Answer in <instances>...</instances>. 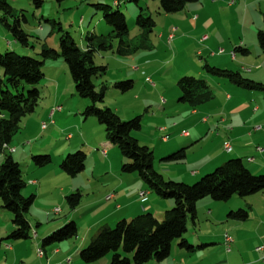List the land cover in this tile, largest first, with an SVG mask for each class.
<instances>
[{
    "label": "crops",
    "instance_id": "0c3cea01",
    "mask_svg": "<svg viewBox=\"0 0 264 264\" xmlns=\"http://www.w3.org/2000/svg\"><path fill=\"white\" fill-rule=\"evenodd\" d=\"M237 2L235 0H200L197 3L189 4L180 13L164 15L165 20L162 29L158 35L155 33L160 43L170 47L171 60L184 55L183 64L188 65L192 59L191 56H193V63L196 62L194 56L200 59L196 63V70L185 72L192 74L199 80L204 78L203 80L213 92V99L210 102L194 109L187 104L179 103V99L175 101L173 94L169 92L167 93H169L170 101L163 95L158 98V86L155 85L153 94L158 99V111L149 119L159 121L156 124L162 127L157 130L158 133H169V135H173V138L165 141L163 137L162 145L155 147L148 141H143L141 131L133 134V136L141 145L153 149L154 168L164 176L165 180L190 183L212 173L231 159H241L247 163L246 167L253 174L264 172V94L238 87L229 79L217 77L205 70V67L209 66L237 72L246 79L264 84V51L257 41L258 33L264 30V11L259 8L261 15L259 23L252 21L248 25L244 18L247 17L250 8L249 0H238ZM233 14L237 18L234 25H229L225 20L219 21V17ZM242 17L244 18L241 19ZM231 26L234 28L232 29ZM204 37H207V40L203 41ZM154 48L153 44L152 49ZM220 49L224 50L223 54H218ZM233 52L236 55L235 60L231 56ZM237 53L242 58H238ZM136 59L133 58V61ZM55 63L56 66L55 68L51 66L48 77L45 73V82L49 81V84L43 86L45 89L47 87L45 92H47L48 104L41 103L36 112L32 114L37 113L38 115L39 113V116L33 120V124L42 132L48 131L49 127H54L56 130L57 127L55 126L60 120H68L73 114H82L90 104L86 99V102H79L75 98L76 90L71 84L73 82L66 66L61 62V64ZM203 64L205 65L203 66ZM57 65H60L65 75L64 82H61ZM247 66H252V69L248 71ZM131 70L136 71V73L139 72V68H131ZM148 71L150 70H147L146 75L149 74ZM162 73L161 69H152L150 72L156 76H160ZM145 82L150 84L152 80L146 77ZM43 94L44 89L41 92V98H43ZM163 97L167 100L166 103L161 101ZM57 106L61 107L62 110L56 111ZM111 110L119 114L117 109L111 108ZM86 120L88 121V118ZM31 122L32 118L27 121L24 128L30 127ZM83 123L80 125L78 122V127L80 126L79 129L82 132L80 137L71 136L69 140L68 152L70 153L84 150L87 146L85 144H90V141H87L86 121ZM90 123L92 130L96 129L95 135L100 133L102 138L100 141L96 140L93 145L98 148L99 154L95 156L97 164L92 175H89L87 181L82 184L79 177L87 173V166L75 178L67 176L62 170L54 172L55 177L66 175L70 179L66 180L67 187H61L59 194L57 193L60 198L66 199L68 195L76 191L82 194L81 204L75 214L61 220H52L51 217L58 216L61 210L58 215L54 214V211L48 212L46 217L49 222H46L43 209H40L38 213L34 211L32 214L30 212L28 214V220L33 231L37 234V242L49 237L71 221L76 222L78 235L67 243L61 244L59 248H54L47 253L45 250V257L39 258L34 264H47L48 261L50 264H66L68 260L70 264H86L80 259V252L91 244L102 228H114L119 221H131L146 213H151L159 221H162L165 213L175 205L172 199H163L152 193L136 174H123L122 166L126 160L119 156L118 152L103 138L104 132L100 130L99 124H96L97 122L94 120ZM43 124H47L46 130L42 129ZM257 128L260 129L257 130ZM184 131H188L189 135L183 136ZM153 133L155 132L149 129L148 135L150 137ZM210 141L213 142L214 146L205 155L203 151L207 150V142ZM226 142H229L233 147L230 154L224 152L223 147ZM183 148L187 150L186 160L188 162L182 168H178L168 162L167 157ZM258 148H261L262 152L257 151ZM18 150L19 148L16 149L14 156H17ZM28 150L24 148L20 157L13 158L20 163L21 167L22 164H26L25 174L23 172L26 181V189L24 190L27 193L26 196L34 195L36 197L35 202L38 203L41 196L45 195L49 198L52 195L53 185L43 177L49 172H40L31 165V158L34 154L27 155ZM156 156L160 159L158 162ZM63 158L64 155L62 154L58 161L61 163ZM24 159L26 160L25 163L23 162ZM142 191L149 193L148 201L145 203H142L139 197V193ZM110 195H113V199L107 201L106 199ZM255 196L262 201H260L261 204L257 210L254 209L256 198L251 201L244 200L246 205L240 200H234L236 196L229 200L234 202H216L210 198L200 200L197 203L196 223L190 224L184 238L192 246L195 242L199 244L197 250L202 251L200 252L201 256L189 258L188 252L181 249L178 243L176 249L172 246L171 256L166 261H151L148 264H264V250L256 251L257 248L264 247V192ZM215 203L225 204L220 206ZM246 207H249L250 210L247 222L242 223L228 218L230 212ZM206 222H222V228L226 230L222 235L215 237L211 233L207 236L200 235L197 237V241H193L192 238H196L193 234L200 230L202 223ZM191 230L194 232L192 235L188 234ZM225 234H229L234 240V252L231 255L226 253L224 247ZM218 244L223 249L217 247ZM56 250L58 253H55ZM10 251L15 252L16 245H12ZM110 263L111 256L92 264Z\"/></svg>",
    "mask_w": 264,
    "mask_h": 264
},
{
    "label": "trees",
    "instance_id": "16d2710c",
    "mask_svg": "<svg viewBox=\"0 0 264 264\" xmlns=\"http://www.w3.org/2000/svg\"><path fill=\"white\" fill-rule=\"evenodd\" d=\"M40 8L44 0H32ZM63 1V0H59ZM160 12L172 15L182 12L187 5L200 0H158ZM120 4L117 3L116 7ZM104 13V21L111 29L107 34L92 33L87 37L86 48L79 47L70 35L60 38L59 49L44 47L40 59L21 56L14 51L0 53V152L4 161L0 166V200L2 208L13 215V231L7 240L27 241L31 239L33 228L27 215L35 203L34 195L25 196L26 181L20 163L7 152L8 146L22 129L23 120L32 115L39 106L41 98L40 85L45 80L44 66L58 59H63L68 67L70 77L77 95L89 101L82 115L94 118L105 127L107 139L117 146L125 158L122 173L136 174L147 188L158 197L172 199L175 203L159 221L153 214L146 213L131 221H119L114 228L104 227L98 236L80 252V259L86 264L96 263L111 255L110 264H148L151 261L163 262L171 256L175 241L181 249L193 253L195 248L184 238L190 224L197 220V203L205 198L216 202H228L234 196L249 198L264 192V173L254 175L241 159H231L221 167L202 177L194 185L165 180L164 176L154 168V154L148 147H143L133 136V132L141 130V117L122 121L109 108H100L106 97L107 88L99 91L95 80L107 73L106 66L96 64V55L106 52L120 57L134 55L141 50H150L151 35L156 28L152 17L143 12L136 18V25L141 30V43L134 46L129 40L127 19L121 11H113L111 7L97 5ZM0 12L14 18L13 9L6 0H0ZM6 26L16 43L28 45L29 36L15 18L14 23L6 21ZM118 41L117 48L114 41ZM260 48L264 51V30L257 35ZM239 50L241 48H238ZM205 70L220 78H227L236 86L247 90H255L264 94V84L244 78L240 73L220 70L209 66ZM115 89L126 93L133 89V81L118 82ZM180 90L179 103L191 108L201 107L213 99V92L204 80L193 76L178 80ZM187 157L185 148L169 155L168 161L179 162ZM35 168H44L52 163L50 155L32 156ZM87 155L82 151L69 153L62 161L60 169L67 176L75 178L85 170ZM82 200V194L76 191L66 197L71 209H76ZM228 218L233 221L247 222L249 212L244 209L232 211ZM78 235L76 222L71 221L56 230L43 240V247L69 241ZM3 241L0 240V249ZM132 255V259L128 256Z\"/></svg>",
    "mask_w": 264,
    "mask_h": 264
},
{
    "label": "rangeland",
    "instance_id": "374dc122",
    "mask_svg": "<svg viewBox=\"0 0 264 264\" xmlns=\"http://www.w3.org/2000/svg\"><path fill=\"white\" fill-rule=\"evenodd\" d=\"M6 1L14 11V18L5 15L3 12H0V53H6L10 50L18 53L21 56H27L35 59H40V53L45 46L51 49L58 50L60 38L65 34L70 35V37L73 38L76 44L82 49L86 48L87 37L90 34L94 33L97 36L107 34L111 28L106 25L104 21V13L101 10L97 9V5L109 6L112 8L113 11L119 10L124 13L130 30L128 40L134 46H137L139 43H141V30L136 25L137 16L139 15V13L143 12L146 16L152 17L156 21L157 27L154 29V32L151 35L150 44L152 45V47L154 44L155 48L150 50H141L135 53V56L131 55L128 57H120L113 54V52L97 54L96 64L99 66H106L107 73L102 78L96 79L95 84L97 86L98 91L103 87L107 88L105 100L102 104L99 105L100 108L108 107L109 109H117L119 111V114H116L120 117L122 121H128L130 119L141 117L140 131L142 133V139H144L143 141L146 140L152 146L158 147V145H162L163 137L169 136V139H171V137L173 138L172 134L169 135V133H158L157 130L162 127L159 124H156L159 121L149 119L151 118V116H154V114H156V112L158 111V99L153 94L155 91V85L158 86V98L163 95L170 101V93L173 94L175 101H177L181 96L180 90L176 85L178 80L183 77L192 76V74H188L185 71L189 72L196 70V63L200 59L194 56V60H196V62L193 63V56H191L192 59L188 65L183 64L185 59L184 55H180L177 59L171 60L172 52L170 50V47L168 45H165L164 43H160L155 36V33L156 35H158V33L161 31L165 20L163 17L165 14H162L160 12V3L158 0H44V3L40 8H37L32 0ZM235 1L237 2L238 0ZM115 3H119L120 6L116 7ZM249 3L250 8L247 13V17H242L241 19L244 18L248 25L251 24L252 21L259 23L261 19L259 8H262V11H264V0H249ZM15 18L19 20L22 29L29 36L27 46H24L21 43H16L13 35L6 26V21L10 24H13ZM224 20L229 25H234V21H237V18L234 14L219 17V21ZM231 28L233 29L234 27L231 26ZM117 46L118 41L115 40L114 47L117 48ZM237 57L242 58L239 53H237ZM133 58L137 59L133 61ZM55 62H61L62 64H64V66H66V70H68L65 61L60 58L58 60L51 61L49 62V64H46L44 66V73H47V77L48 73L50 72V68H52L51 66L55 68ZM204 65L205 64H203V66ZM57 66L59 69L58 74L60 75L61 82H64L65 75L62 71V68H60V65ZM251 67L252 66H247L248 71L252 69ZM131 68H139V72L136 73V71L131 70ZM152 69H161V72L163 73L160 76L150 74V72H152ZM147 70L150 71H148L149 74L146 75ZM0 77H3L2 70H0ZM146 77L152 80L150 84L145 82ZM203 79L204 78H200V80ZM130 80L134 82V87L132 90L126 93H121L120 91L115 89L114 85L116 83ZM48 82L49 81L45 82L44 80L43 83L40 85V90L41 92H43L44 89V94L43 98L40 100L39 105H41V103H43L44 105L48 104V96L47 92H45L47 89L46 86H48L49 84ZM44 84H46V89L43 86ZM71 84L74 88L73 83ZM75 96V98H77L79 102H86L85 99H80L77 93H75ZM58 107L59 106H57L56 108ZM36 116H39V113L38 115L37 113H35L34 115H29L24 119L25 121L23 122L22 129L14 137L12 143L8 146L7 152L10 153L12 157L17 159V157H20V154L24 150V148H27L29 149L27 155L33 153L36 156L50 155L52 157V163L50 165L44 168H36V170H39L40 172H49L42 176L45 178L46 181H50L53 185V193L49 196V198L45 195L41 196V199L38 201V203H34L29 212L30 214L34 213V211L38 213L40 209H43L46 222H49V219L46 217L47 213H52L55 209H60L61 213L58 216L51 218L52 220H61L67 216L70 217L71 215L75 214L78 207L76 209H71L68 206L66 199H62L60 198V195H58V192L61 187H67L66 180H70L69 177H67L66 175H61L62 177H55L54 172H59V170H61L60 165L62 162L60 163L58 160L60 159L62 154L64 155L63 159H65L70 153L68 152L70 147L69 140L71 139V136H74L75 138L80 137L79 135H81L82 132L79 129L80 126L78 127V125H81L83 122L86 121L85 129L86 135L88 137L87 141H90V144H85L87 145L85 147L86 149L84 148V150H79L87 155L86 166L88 171L86 174L80 175L79 177L80 183L83 184L87 181L88 176L92 175L97 164L95 161V156L99 153L97 151L98 148H96V146H93L94 142L96 140L100 141L102 140V138L100 137V133L98 135H95L96 129L93 131L90 125V122H92V120H94V122L97 121H95V119L90 118H88L87 121L82 114H73L68 118V120L62 119L58 122L57 126H55L57 127L56 130H54V127H49L50 129L48 131L43 132L39 131L35 127V124H33V120H35ZM31 118V126L27 129L24 128L25 124L27 125V121ZM96 124L99 123L97 122ZM98 126L100 130L104 132L103 138L108 141V143L112 146L113 149H115L116 152H118L119 156H122L119 148L110 143V141L107 139L105 127L101 124H99ZM149 129H152L153 132H155L152 134V137L148 135ZM137 132H133V134ZM207 143V150L203 151V154L205 155L209 152V150H212L214 146L212 141ZM141 146L148 147L146 145ZM18 148L19 152L17 153V156H14V153ZM99 149L100 151H102L101 148ZM150 150L153 151V149ZM76 152L77 151L73 153ZM122 158L124 157L122 156ZM156 158V161L158 162L160 159L158 158V156H156ZM3 161L4 154L0 152V166L2 165ZM23 162L25 163L26 160L24 159ZM168 162H171V164L176 165L178 168H182L188 161L184 159L183 161L179 162ZM244 164L246 165L247 163L244 162ZM31 165H33V162H31ZM25 170L26 164H22V171L24 172V174ZM263 173L264 172L254 175L258 176ZM201 178L190 183L186 182L185 184L194 185L198 181H200ZM23 194L25 196L27 195L25 190L23 191ZM234 198V200H240L241 202H244V205H246L244 200L251 201L255 200L256 198V200L254 201L255 210H257V208L262 202L261 199L258 200L256 196H252L249 198H240L236 196ZM215 204L222 206L225 203ZM244 210L248 212L250 211L249 207L244 208ZM27 218H29V215H27ZM222 226V222L202 223L201 227L199 228L200 230H197L195 234H193V236H195L196 238L192 239L193 241H197L198 236H207L210 233L214 237L222 235L226 230L225 228H222ZM13 228V215L2 208V201L0 200V240L3 241L0 249V264H34V262H37V260L39 259L37 254V250L39 248L43 249L44 251L46 250L47 253L54 248H59L61 244L67 243V241H64L58 244H53L48 247H43V240L41 239L38 242L34 239H30L27 241L7 240L8 236L13 231ZM192 233L194 232L191 230L188 234L192 235ZM38 243L39 246H37ZM12 245H16L15 252L10 251L12 249ZM198 245L199 244L195 242L193 247H195L196 250L193 253L187 254L189 258H193L194 256H196L194 258H199L201 256L200 252L202 251L197 250ZM173 246L174 249H176V247L178 246V242L175 241ZM217 247L222 248L220 244H218ZM213 249L215 250L214 247ZM109 256L111 255H108L106 258H108ZM128 257L132 259V255Z\"/></svg>",
    "mask_w": 264,
    "mask_h": 264
},
{
    "label": "built area",
    "instance_id": "2783aa9c",
    "mask_svg": "<svg viewBox=\"0 0 264 264\" xmlns=\"http://www.w3.org/2000/svg\"><path fill=\"white\" fill-rule=\"evenodd\" d=\"M205 40H207V37L203 38V41H205ZM223 52H224V50L220 49L218 54H223ZM212 55H215V54H212ZM231 56H232V59L235 60V54L232 53ZM162 102L166 103V100L164 98H162ZM61 110H62L61 107L56 108V111H61ZM204 121H207V119H204ZM42 129L46 130L47 129V124L45 126H42ZM259 129L260 128H257V130H259ZM182 135L183 136H188L189 133H188V131H184ZM168 139H169V136L164 137L165 141H168ZM223 148H224V151L226 153H228V154L232 153V151H233V147H232V145L229 142L224 143V147ZM257 151L262 152V149L258 148ZM251 161H253V160H251ZM148 194L149 193L147 191H142V192L139 193V197H140V200L142 201V203H145V202L148 201V198H147ZM112 197L109 198L107 201H110V199H112ZM56 210L57 209L54 210V213H55ZM233 244H234L233 238L229 234H225V236H224V247H225L226 253L228 255H231L234 252ZM263 250H264V247H259V248L256 249L257 252H261ZM44 257H45V251H40V257L39 258H44ZM263 261H264V259H263ZM47 264H50L49 261H48ZM66 264H70V261L68 260L66 262Z\"/></svg>",
    "mask_w": 264,
    "mask_h": 264
},
{
    "label": "bare ground",
    "instance_id": "6f19581e",
    "mask_svg": "<svg viewBox=\"0 0 264 264\" xmlns=\"http://www.w3.org/2000/svg\"><path fill=\"white\" fill-rule=\"evenodd\" d=\"M117 3H115V5H116ZM233 54H235L234 52H233ZM235 58H236V55H235ZM46 124H43L42 126H45ZM13 152H14V150H13ZM12 152V153H13ZM113 195H110V196H108L107 197V199L106 200H108L109 198H111ZM112 199H113V197H112ZM112 199H110V200H112ZM60 213V209H57L56 211H55V213L54 214H56V215H58ZM31 239H34V240H37V234L33 231L32 232V234H31ZM40 251H44L43 249H38L37 250V254H38V257H40ZM55 253H58V251L56 250L55 251Z\"/></svg>",
    "mask_w": 264,
    "mask_h": 264
}]
</instances>
